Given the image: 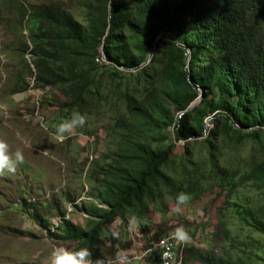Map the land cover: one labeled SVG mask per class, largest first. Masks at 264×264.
<instances>
[{"label":"trees","instance_id":"16d2710c","mask_svg":"<svg viewBox=\"0 0 264 264\" xmlns=\"http://www.w3.org/2000/svg\"><path fill=\"white\" fill-rule=\"evenodd\" d=\"M80 1L85 25L62 8H22L31 43L30 49L24 43L22 52L29 49L33 85L61 89L70 101L66 107L78 109L85 106L98 70L138 71L147 85L139 99L122 94L125 115L110 130L114 149L91 177L88 197L95 204L77 205L70 199L87 217L88 227L66 220L59 207L62 234L50 233L37 215L35 222L51 237L73 243L72 250L87 248L92 264H106L114 256L109 250L102 253L101 234L115 219L126 223L130 215L143 220L151 205L165 197L175 202L181 192L189 199L202 193L186 168L178 176L170 170L173 144L162 146L169 136L174 142L201 138L209 119L213 126L221 123L209 135L222 136V142L234 135L237 140L254 138L264 130V0ZM239 181L263 191L264 157L252 162ZM236 213L264 235V206ZM216 232L228 235L221 224ZM159 237L160 230L154 239ZM185 243L181 264H245Z\"/></svg>","mask_w":264,"mask_h":264},{"label":"rangeland","instance_id":"374dc122","mask_svg":"<svg viewBox=\"0 0 264 264\" xmlns=\"http://www.w3.org/2000/svg\"><path fill=\"white\" fill-rule=\"evenodd\" d=\"M80 2L0 0V140L8 145L9 154L21 150L24 155V163L15 172L0 173V264H50L54 246L73 249V243L48 235L35 222L36 215L56 235L62 234L56 207L72 224L83 230L88 227L87 217L73 208L70 199L77 205L93 202L88 197L91 177L95 167L108 162L104 157L114 149L110 130L114 121L125 115L122 94L130 92L139 99L147 85L138 79V71L98 70L81 109L66 107L70 101L61 89L33 85L28 15H21L22 8H62L85 25ZM24 43L29 49L22 52ZM74 112L84 116L85 125L76 128L75 135L58 142L57 125L70 119ZM204 125L206 132L201 138L174 142L169 136L162 144H173L170 170L178 176L186 168V174L195 176L202 189L200 197L189 199L179 213L171 211L175 202L165 197L151 205L143 220L132 223L130 215L126 216V223L115 219L102 231V253L109 250L115 256L124 250L131 264H147L144 258L135 257L159 240L154 235L160 230L162 238L182 226L190 237L188 247L241 259L245 264H264V235L254 232L236 213L264 206V190L257 191L239 181L252 162L264 157V130L254 138L237 140L234 135L229 142H222V136L209 135V130L219 131L220 122L213 126L209 119ZM216 167L229 177L218 174ZM217 224L223 225L227 236L216 232ZM184 244L174 241L175 264H181ZM111 261L108 259L107 264Z\"/></svg>","mask_w":264,"mask_h":264},{"label":"clouds","instance_id":"9594fccd","mask_svg":"<svg viewBox=\"0 0 264 264\" xmlns=\"http://www.w3.org/2000/svg\"><path fill=\"white\" fill-rule=\"evenodd\" d=\"M84 125V116L74 112L70 119L57 125L55 130V138L58 142H62L66 136L75 135L76 133L74 130L76 128L83 127ZM23 163L24 155L22 151L16 150L15 152L9 154L8 145L3 140H0V173H13L15 172L16 167ZM188 200V194L183 192L177 194L175 197V206L171 209V211L179 213L181 211V206L185 205ZM132 223H135V218H133ZM112 236L116 237L117 233L113 232ZM172 238L181 243H185L190 239L188 233L182 226L175 228L172 233ZM135 259L140 260L141 257L137 256ZM107 263L108 261L106 264ZM50 264H92V262L90 260V253L87 248L68 250L62 246H54L51 252ZM96 264H103V262L97 261ZM110 264H131L129 254L124 250L117 251Z\"/></svg>","mask_w":264,"mask_h":264},{"label":"bare ground","instance_id":"6f19581e","mask_svg":"<svg viewBox=\"0 0 264 264\" xmlns=\"http://www.w3.org/2000/svg\"><path fill=\"white\" fill-rule=\"evenodd\" d=\"M171 233L173 232H170L168 235H165L162 238L160 237L161 240L159 243H155L147 247L140 257L144 258L147 261V264H175L176 245H174V241L176 240L172 238V236H169ZM165 253H168L166 262L165 257H163V254Z\"/></svg>","mask_w":264,"mask_h":264},{"label":"built area","instance_id":"2783aa9c","mask_svg":"<svg viewBox=\"0 0 264 264\" xmlns=\"http://www.w3.org/2000/svg\"><path fill=\"white\" fill-rule=\"evenodd\" d=\"M176 242H179V241L176 240ZM163 257H165V262H166V259L168 257V253L163 254Z\"/></svg>","mask_w":264,"mask_h":264}]
</instances>
